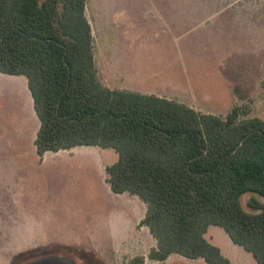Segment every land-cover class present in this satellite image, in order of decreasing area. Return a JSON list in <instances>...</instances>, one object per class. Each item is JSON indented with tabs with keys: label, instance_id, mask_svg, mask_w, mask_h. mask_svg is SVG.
Here are the masks:
<instances>
[{
	"label": "rangeland",
	"instance_id": "rangeland-1",
	"mask_svg": "<svg viewBox=\"0 0 264 264\" xmlns=\"http://www.w3.org/2000/svg\"><path fill=\"white\" fill-rule=\"evenodd\" d=\"M101 81L142 88L202 113L264 116V0H87ZM13 76V77H12ZM0 73V264L50 254L77 264H206L172 255L149 259L157 246L141 224L147 207L115 195L106 167L113 149L83 146L48 152L34 140L40 122L24 76ZM208 240L231 264H257L226 232Z\"/></svg>",
	"mask_w": 264,
	"mask_h": 264
},
{
	"label": "trees",
	"instance_id": "trees-1",
	"mask_svg": "<svg viewBox=\"0 0 264 264\" xmlns=\"http://www.w3.org/2000/svg\"><path fill=\"white\" fill-rule=\"evenodd\" d=\"M86 6L87 0H0V73L27 79L40 160L80 146L113 149L118 159L106 167V181L113 194L146 205L141 224L157 242L150 260L177 254L231 264L206 237L217 226L264 264V116L245 117L239 105L226 116L202 113L105 86Z\"/></svg>",
	"mask_w": 264,
	"mask_h": 264
},
{
	"label": "crops",
	"instance_id": "crops-1",
	"mask_svg": "<svg viewBox=\"0 0 264 264\" xmlns=\"http://www.w3.org/2000/svg\"><path fill=\"white\" fill-rule=\"evenodd\" d=\"M95 61H96V58H95ZM97 66V64H96ZM98 70V68H97ZM12 76V75H11ZM13 77V76H12ZM17 78V76H15ZM98 77H99V73H98ZM99 80L101 81L100 77H99ZM102 82V81H101ZM103 83V82H102ZM106 86V85H105ZM108 87V86H107ZM111 88V87H110ZM29 89V88H28ZM112 89H126V90H132V91H137V92H141L143 94H154V95H157L159 97H164V98H168L166 97L165 95H160V94H157V93H154V87H152V85H148V84H145L143 83V87L142 88H127V87H121V88H112ZM34 103V102H33ZM40 127V125H39ZM38 132V131H37ZM36 139V138H35ZM35 142V140H34ZM35 145V144H34ZM75 148H84L83 146H80V147H75ZM74 149V148H73ZM71 150V149H70ZM35 151H36V147H35ZM62 151V150H61ZM60 152V151H59ZM48 153V152H47ZM37 154V153H36ZM46 155V154H45ZM44 155V156H45ZM38 156V155H37ZM44 158V157H43ZM40 159V158H39ZM50 256H58V257H66L68 259H72L75 261V263L77 264L75 258L72 256V255H69V254H50V255H41L40 257H37L35 258L34 260L32 261H29V262H26L24 264H27V263H30V262H34L35 260L37 259H41V258H45V257H50Z\"/></svg>",
	"mask_w": 264,
	"mask_h": 264
},
{
	"label": "water",
	"instance_id": "water-1",
	"mask_svg": "<svg viewBox=\"0 0 264 264\" xmlns=\"http://www.w3.org/2000/svg\"><path fill=\"white\" fill-rule=\"evenodd\" d=\"M27 264H76L74 260L66 257L50 256L41 259H37L34 262Z\"/></svg>",
	"mask_w": 264,
	"mask_h": 264
}]
</instances>
